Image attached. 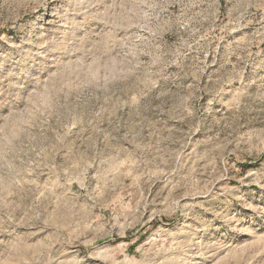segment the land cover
<instances>
[{
    "label": "rangeland",
    "instance_id": "rangeland-1",
    "mask_svg": "<svg viewBox=\"0 0 264 264\" xmlns=\"http://www.w3.org/2000/svg\"><path fill=\"white\" fill-rule=\"evenodd\" d=\"M0 264H264V0H0Z\"/></svg>",
    "mask_w": 264,
    "mask_h": 264
}]
</instances>
